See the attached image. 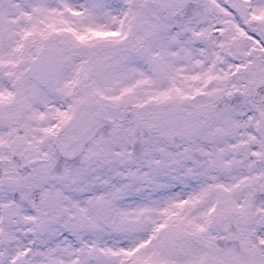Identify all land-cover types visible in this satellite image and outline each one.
<instances>
[{
  "label": "snow or ice",
  "instance_id": "6c2138e0",
  "mask_svg": "<svg viewBox=\"0 0 264 264\" xmlns=\"http://www.w3.org/2000/svg\"><path fill=\"white\" fill-rule=\"evenodd\" d=\"M0 264H264V0H0Z\"/></svg>",
  "mask_w": 264,
  "mask_h": 264
}]
</instances>
